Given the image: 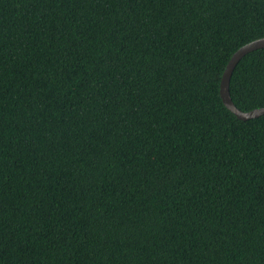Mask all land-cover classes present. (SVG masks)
<instances>
[{
    "label": "trees",
    "instance_id": "16d2710c",
    "mask_svg": "<svg viewBox=\"0 0 264 264\" xmlns=\"http://www.w3.org/2000/svg\"><path fill=\"white\" fill-rule=\"evenodd\" d=\"M263 36L264 0H0V264H264V114L219 95Z\"/></svg>",
    "mask_w": 264,
    "mask_h": 264
},
{
    "label": "water",
    "instance_id": "95a60500",
    "mask_svg": "<svg viewBox=\"0 0 264 264\" xmlns=\"http://www.w3.org/2000/svg\"><path fill=\"white\" fill-rule=\"evenodd\" d=\"M264 47V36L254 39L250 42L245 43L244 45L240 46L234 53L230 56L229 60L227 61L225 68L222 72L220 83H219V95L220 98L225 105V107L232 112L238 119L241 120H248L252 118H256L260 115L264 114V106L253 108L247 111H243L238 109L232 102L229 94V80L231 73L240 60V58L249 51H252L257 48Z\"/></svg>",
    "mask_w": 264,
    "mask_h": 264
}]
</instances>
